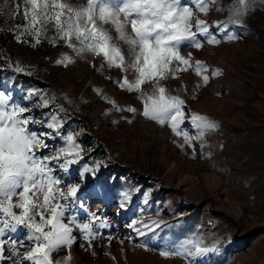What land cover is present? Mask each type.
<instances>
[{"label": "rangeland", "instance_id": "374dc122", "mask_svg": "<svg viewBox=\"0 0 264 264\" xmlns=\"http://www.w3.org/2000/svg\"><path fill=\"white\" fill-rule=\"evenodd\" d=\"M184 3L193 5L195 0ZM236 3L216 0L207 15L193 9L220 43L208 44L201 36V49L182 46L180 54L191 53L193 61L206 63L209 82L205 85L193 68L161 81L168 94L185 101L184 131L197 135L190 122L193 113L217 124L193 141V158V148L173 133L170 124L161 125L142 114L140 96L151 95L154 83L142 85L141 92H128L116 83L125 73L107 67L102 57L76 56L62 41L52 46L44 39L37 47L19 43L16 25L24 21L22 14L14 13L18 5L22 11L23 4L0 0V91L10 94L12 102L30 107L36 119L62 105L61 132L74 134L84 148L72 175L84 164L100 165L72 211L80 222L94 213L110 227L96 229L100 235L90 248L74 231L77 239L69 264H264V0H247L246 14L239 17L242 26L230 23L229 9ZM217 22H227V30L217 29ZM53 35L49 30L48 36ZM229 35L237 38L228 40ZM117 43L127 56V45ZM63 54L75 63L56 64ZM17 63L23 72L15 70ZM216 69L222 74L213 75ZM127 75L129 80L135 78L132 72ZM33 90L55 97L51 107H37L38 98L28 96ZM103 96L120 108L137 111H117ZM30 128L44 130L39 125ZM49 143L53 149L63 145L59 138ZM57 175L68 179L62 172ZM125 192L130 194L127 201ZM133 221L139 222L136 227L144 235L129 227ZM9 235L20 239L25 230ZM190 239L219 251L190 259L160 255L161 250L175 249ZM67 255L62 250L53 258Z\"/></svg>", "mask_w": 264, "mask_h": 264}, {"label": "snow or ice", "instance_id": "6c2138e0", "mask_svg": "<svg viewBox=\"0 0 264 264\" xmlns=\"http://www.w3.org/2000/svg\"><path fill=\"white\" fill-rule=\"evenodd\" d=\"M215 2L195 0L189 5L184 0H84L83 3L21 0L22 11L18 5L14 15L22 14L24 23L16 25L15 37L19 43H29L31 47H37L44 39H48L52 46L62 41L76 56L102 57L107 67L125 73L116 83L128 92H141L142 85L154 83L151 95L140 96L144 104L142 114L161 125L170 124L173 133L182 136L185 145L193 148L194 158L193 141L202 138L206 131L216 129L217 124L193 113L190 122L197 135L184 131L181 125L185 123V101L168 94L161 81L177 78V73L193 68L205 85L209 82L210 77L204 74L208 65L193 61L191 53L183 56L180 51L182 46L201 49L204 46V42L198 39L201 36L208 44L220 43L210 31L209 23L194 15L193 10L207 15ZM229 11L232 13L230 23L242 26L239 17L246 14L247 0H237ZM227 27V22L216 24L217 29L224 31ZM49 30L54 31L51 37L48 36ZM236 38L233 35L227 37L228 40ZM117 42L127 45V56ZM55 63L67 67L75 63V59L63 54ZM104 66L101 65V70ZM15 70L24 71L18 63ZM129 72L135 74L133 80L128 79ZM212 74L219 76L222 73L216 69ZM96 91L102 93L101 89ZM28 96H36L39 101L36 106L40 108H50L55 99L36 90L29 92ZM103 99L117 111H137L134 107L120 108L107 96ZM55 109L44 119H36L30 114V107L12 102L10 94L0 91V264H69L71 248L77 239L74 231H79L90 248L92 240L100 235L96 229L110 227L106 220L94 213L87 222H80L72 211L100 165L84 164L72 175L73 166L83 159L84 148L77 143L74 134L61 132L64 121L59 112L64 109L62 105H56ZM30 125H39L44 130H32ZM57 138L63 141V145L53 149L49 141ZM45 150L50 151L45 154ZM57 171L68 179L57 175ZM129 199L130 194L125 192L124 200ZM120 207H125V203ZM137 223L133 221L129 227L138 235H144L136 227ZM153 224L158 226L155 221ZM20 229L25 230L23 238L9 235ZM80 247L84 248L85 244ZM21 248L27 250L21 252ZM62 250L68 255L55 260L53 254ZM218 251V247L204 246L200 239H190L175 249L161 250L160 255L165 259H190ZM9 252L10 255L6 254Z\"/></svg>", "mask_w": 264, "mask_h": 264}, {"label": "bare ground", "instance_id": "6f19581e", "mask_svg": "<svg viewBox=\"0 0 264 264\" xmlns=\"http://www.w3.org/2000/svg\"><path fill=\"white\" fill-rule=\"evenodd\" d=\"M206 259H207V257H206Z\"/></svg>", "mask_w": 264, "mask_h": 264}]
</instances>
